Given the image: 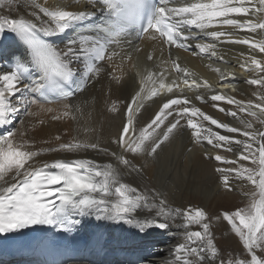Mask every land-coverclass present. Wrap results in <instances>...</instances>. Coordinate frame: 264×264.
<instances>
[{
    "label": "snow or ice",
    "instance_id": "snow-or-ice-1",
    "mask_svg": "<svg viewBox=\"0 0 264 264\" xmlns=\"http://www.w3.org/2000/svg\"><path fill=\"white\" fill-rule=\"evenodd\" d=\"M76 2L90 5L93 10L49 8L39 3V0H0V10L8 13L0 14V33L14 34V39L24 49L21 58L13 61V67L0 73V127L12 124V118L21 112L25 116H35L32 106L41 112L52 113V108L44 107L52 103L48 93H54L59 100H66L82 91L84 83L99 71L96 62L106 57L111 59L107 56L111 46H119L124 42L131 44L127 38L132 32L136 33L137 38L148 35L151 40H160L170 49L183 48L186 41L196 39V34L192 32V29H196L212 41L197 43L198 52L221 61L224 58L218 55L219 43L247 45L250 53L240 63V67L246 72L255 73L247 83L257 86L261 91L254 93L255 100H238L220 93L210 96L213 102L223 101L234 105L236 110L232 111L217 104L213 106L239 119L243 128L220 122L199 107L190 106L191 101L187 97H177L166 99L151 121L137 132L135 113L139 109L133 107L137 99H152L161 93L168 95L179 88L176 80L165 83L164 73L148 71L144 75L138 72L139 90L126 104V120L118 137L113 140L121 151L109 153L107 149H102L115 159L116 165H98L88 160H57L45 163L42 167L36 166L35 159L42 152H73L89 148L100 150L99 145L75 140L61 143L55 148L31 150L29 142L16 140V131H7L0 135V234L18 232L35 225L58 226L60 230L69 231L74 223L70 219L73 213L84 215L90 214L92 210L105 212V218L134 223L141 232L168 229L169 221L182 217L185 229L198 225L202 230L186 231L185 242L177 244L174 249L177 264H264V130L256 129L253 123L256 121L264 125V58L258 59L253 54L264 53V39L253 38V34L264 33V0H185L176 5L172 0ZM22 3L28 7L32 19L11 16ZM96 11L102 14L100 23L92 24L90 33L69 40L64 48L46 39L61 36L76 27H87L95 19ZM241 32L248 35L240 38L238 34ZM135 50L141 51L140 48ZM112 55L119 53L113 52ZM241 56L245 54L241 53ZM123 59L131 60V56ZM153 59L154 56L149 53L147 60ZM171 63L178 75L184 74L182 83L190 90L193 87L211 88L208 81L202 78L199 82L196 78L189 82L193 73L182 68L178 60H172ZM212 70L220 74L221 86L228 87L223 82L225 74L221 69ZM227 75L232 76V73ZM112 78L120 82L119 77ZM203 99L202 96H196L198 101ZM75 110L80 111L79 108ZM108 110L119 111L117 103L113 102ZM240 114L252 119L245 120ZM170 116L173 120L165 124ZM62 117L75 119L71 104H64L61 115H53L52 119ZM181 120L186 121V127L192 130L196 142L206 141L212 147L228 152L237 151L233 149V143L241 146L236 159L229 160L219 154L213 157L208 153H205V158L237 165L216 169L223 173L221 184L226 190H233L230 183L233 174L235 179L246 181L252 186L251 191L243 193L249 201L245 208L221 213L223 220L239 238L246 254L242 259L225 260L219 255L210 230L209 217L203 209H168L166 200L158 193L151 197L150 203L147 193H140L137 188L119 179L121 166L130 171L140 170L125 153L153 156L174 130L182 126ZM203 121L227 133H238L245 139L213 131ZM161 125L165 126V130L157 135ZM242 161L249 162L250 166L242 164ZM157 200L158 205L155 203ZM141 206L149 212L155 209V216L134 219L132 213Z\"/></svg>",
    "mask_w": 264,
    "mask_h": 264
},
{
    "label": "bare ground",
    "instance_id": "bare-ground-1",
    "mask_svg": "<svg viewBox=\"0 0 264 264\" xmlns=\"http://www.w3.org/2000/svg\"><path fill=\"white\" fill-rule=\"evenodd\" d=\"M184 2L185 0H172L174 5ZM39 3L49 8L61 7L73 11L93 10L90 5L85 6L83 3H77L76 0H39ZM0 14L8 13L6 10H0ZM11 16L32 19L29 16L28 7L23 3L18 10L11 13ZM101 20L102 14L96 11L95 19L87 27H76L61 36L47 37L46 39H49L57 47L64 48L69 40L77 38L81 34L90 33L92 24H98ZM223 30L232 31V29ZM192 32L196 34V39L186 41V46L183 48L171 47L170 49L167 45L162 44L160 40H151L148 35L137 38L136 33L132 32L127 38L131 40V44L124 42L119 46H111L107 53V56L111 59L106 57L103 61L96 62L99 71L93 73L91 79H88L86 83L83 82L84 88L82 91L77 92L70 99L45 104L44 107L53 109L52 113L41 112L36 106H32L31 110L36 113L35 116H25L21 112L13 117L12 124L5 125V128L16 131V140L18 142H29L32 145L31 150L55 148L61 143L75 140L99 145L100 150L89 148L73 152H42L35 159L36 166L42 167L45 163L57 160L69 162L88 160L98 165L108 163L116 165L115 159L102 149H107L109 153H120L121 149L113 143V140L118 137L126 120V104L131 102L132 96L139 90L140 76L137 73L147 75L148 71L164 73L165 83L176 80L179 83V88L168 95L161 93L152 99H137L136 104L133 105L134 109H139L135 113L137 132L151 121L166 99L177 97H187L191 101L190 106L199 107L203 112L220 122L243 128V124L239 119L233 118L225 112H220L218 107L213 106L217 104L219 107L232 111L236 110L234 105H229L223 101L213 102L210 96L220 93L235 97L238 100L256 99L254 93L260 92L261 89L247 83L250 78L255 76V73L246 72L240 67V63H243L247 54L250 53L249 47L240 44L219 43L217 52L219 56L224 58L221 61L216 57L210 58L207 55L200 54L196 44L212 41L199 33V30L192 29ZM238 35L240 38H244L248 34L241 32ZM253 38L257 40L264 39V33L253 34ZM136 48H140L141 51L137 52ZM113 52L119 53V55L113 56ZM23 53L24 49L16 42L14 34L0 33V73L9 71L13 67V61H18ZM149 53L154 56L152 61L147 60ZM241 53H244L245 56L242 57ZM253 54L258 59L264 58V53L256 52ZM129 55L131 60L123 59ZM172 60H178L182 68H186L193 73V76L189 77V82L193 78H196L199 82L202 78L208 81L211 88L201 87L196 89L193 87L190 90L187 85L182 83L184 74L180 73L178 75L174 71ZM214 68L221 69V72L225 74L223 82L228 84V87L221 86V76L212 70ZM228 73H232L230 77H234L233 82L225 80V77L229 76ZM112 76L119 77L120 82L117 83ZM197 95L202 96L203 101L196 100ZM113 102L117 103L119 111L111 112L108 110ZM64 104L73 106L75 119L72 117L52 119L53 115H61ZM76 108H79L80 111L77 112ZM240 115L245 120L252 119L245 114ZM171 120H173V117H168L165 124ZM203 123L220 134L233 136L236 139H245L238 133H227L223 129H217L207 121H203ZM253 123L256 129L264 130V125L256 121H253ZM181 125V127L174 130L173 135H170L171 138L169 137L153 156L143 154L133 156L131 153H125L131 163L140 170L130 171L121 166L119 168V179H121V182L137 188L140 193H147L150 203L152 202L151 197L155 193L166 200L167 193H171V191L186 202L192 201L191 206H193V209L200 208L207 213L210 230L214 244L219 250V255L224 259L226 257L236 258L237 251L232 247L228 248L223 245L234 233L221 217V213L245 208L249 201L243 193L251 191L252 186L247 184L246 181L235 179L233 174L230 177L233 190H226L221 184L223 173L217 172L216 169L218 167H237V165L222 164L215 159H206L205 153L213 157L219 154L233 160L238 155V145L233 143L232 147L237 151L228 152L216 149L206 141L196 142L192 137V130L186 127V121L181 120ZM163 130H165V126L161 125L156 133L161 134ZM2 134V131H0V135ZM57 136L60 137L59 140L56 139ZM241 163L250 166L247 161ZM173 168L174 171L171 172ZM112 199H115V197H112ZM155 203L158 205L159 201L157 200ZM166 207L168 209L173 208L168 202ZM71 216L74 219V227L84 232L85 239L74 257L64 260L65 264H177L174 249L177 244L185 242V233L190 231L184 228L182 218L169 221L170 227L168 229H150L147 232H141L134 223L129 224L123 220L105 218L107 214L103 211L92 210L90 214L73 213ZM98 216L101 218H98ZM132 216L134 219L139 220L151 218L155 216V209L149 212L141 206L132 213ZM217 217L221 218L216 219ZM192 230L201 231L202 229L200 226L195 225ZM89 244L94 246L89 248ZM236 248L244 256L246 255L241 244L237 243ZM20 259L23 260L17 261V258L9 257V260L14 261L10 264L38 262L37 259L29 261H25L24 258ZM0 264L9 263L0 260Z\"/></svg>",
    "mask_w": 264,
    "mask_h": 264
},
{
    "label": "rangeland",
    "instance_id": "rangeland-1",
    "mask_svg": "<svg viewBox=\"0 0 264 264\" xmlns=\"http://www.w3.org/2000/svg\"><path fill=\"white\" fill-rule=\"evenodd\" d=\"M5 130L6 131H12L11 129H8V128H5ZM157 135L158 134H160V133H156ZM162 134V133H161ZM171 135H173V133L171 134ZM171 138V137H170ZM239 147H241V146H238V150H240V148ZM174 171V168L172 169V171L171 172H173ZM121 180V179H120ZM138 187H139V183H138ZM168 196V197H167ZM166 201L168 202V204H170L173 208V210L174 209H177V208H180V209H187L188 207H191L192 209H193V206H191L192 205V201H185L183 198H181L180 196H178V195H176V194H173V191H171V193L169 192V193H167V195H166ZM200 202V201H199ZM236 210V209H235ZM235 210H233V211H235ZM232 212V211H231ZM178 218H182V217H178ZM183 219V218H182ZM177 221H178V219H177ZM230 226V225H229ZM195 228V225H192L191 227H189V228H187L188 230H192V229H194ZM193 231V230H192ZM219 233V232H218ZM219 237V236H218ZM237 243H239V244H241L240 243V241H239V238L235 235V234H232L231 235V237L228 239V241H226L223 245L224 246H226V247H228V248H233L235 251H237L236 253H237V257L236 258H244V255L242 254V253H240V250L238 249V248H236V244ZM239 250V251H238ZM243 250V249H242ZM238 254H239V256H238ZM235 257H229V258H227L226 257V259L225 260H228V259H234ZM10 264V263H9Z\"/></svg>",
    "mask_w": 264,
    "mask_h": 264
}]
</instances>
